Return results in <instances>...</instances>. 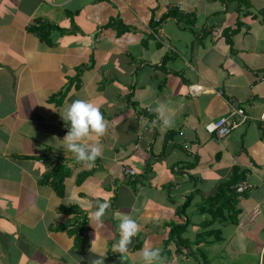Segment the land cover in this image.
Returning a JSON list of instances; mask_svg holds the SVG:
<instances>
[{
  "label": "crops",
  "instance_id": "0c3cea01",
  "mask_svg": "<svg viewBox=\"0 0 264 264\" xmlns=\"http://www.w3.org/2000/svg\"><path fill=\"white\" fill-rule=\"evenodd\" d=\"M77 99L107 122L92 166L62 142ZM263 114L264 0H0V264H143L145 246L264 264ZM234 172L237 221L212 220L201 205ZM118 213L140 226L123 258Z\"/></svg>",
  "mask_w": 264,
  "mask_h": 264
},
{
  "label": "clouds",
  "instance_id": "9594fccd",
  "mask_svg": "<svg viewBox=\"0 0 264 264\" xmlns=\"http://www.w3.org/2000/svg\"><path fill=\"white\" fill-rule=\"evenodd\" d=\"M159 118L162 121L163 126L170 127L173 124L172 117L168 114L167 106L161 104L157 108ZM61 113V112H60ZM236 114L235 112H233ZM233 114V116H234ZM239 116V123L230 122V117L226 118L231 125L230 131L237 127L240 123L245 122L250 116L243 114L245 117ZM62 119L67 120L70 124L69 130L62 140L63 146L67 148L69 152L74 154L77 161L87 163L89 166L101 156V148L99 146L88 143V137L91 133H95L97 136H102L106 131L107 122L100 107L88 100L77 99L74 100L65 110L61 113ZM231 116V117H233ZM264 117V114L261 118ZM237 191V190H236ZM240 193V192H239ZM110 203L108 201L100 202L97 208L92 213L93 218L102 223L103 217L106 211L109 209ZM119 219V239L113 245L114 250L123 258L127 255L129 245L132 243V238L135 237L140 230V226L132 216L127 214H116ZM105 255L97 258L94 264H104ZM141 258L143 264H163L161 256V248L153 246H145L141 250Z\"/></svg>",
  "mask_w": 264,
  "mask_h": 264
},
{
  "label": "trees",
  "instance_id": "16d2710c",
  "mask_svg": "<svg viewBox=\"0 0 264 264\" xmlns=\"http://www.w3.org/2000/svg\"><path fill=\"white\" fill-rule=\"evenodd\" d=\"M61 169L60 165L57 166L55 171ZM55 172H51L49 175H53ZM232 175L234 176L232 178ZM231 177L224 182L215 194L207 197L202 203L201 209L212 214V220H219V222L225 223L226 221L236 222V214L239 212L235 205L237 203V196L235 186L238 184L239 178L244 180L246 173L240 172L238 175L234 172ZM241 181V180H240ZM237 182V183H236ZM57 183L61 184V178L57 179ZM220 236V232L217 233ZM219 236H215L218 240Z\"/></svg>",
  "mask_w": 264,
  "mask_h": 264
},
{
  "label": "built area",
  "instance_id": "2783aa9c",
  "mask_svg": "<svg viewBox=\"0 0 264 264\" xmlns=\"http://www.w3.org/2000/svg\"><path fill=\"white\" fill-rule=\"evenodd\" d=\"M236 113V111H233ZM238 114H240L241 116L245 117L243 114V110H238L237 112ZM230 128L231 125L228 122V120L226 118H219L217 120H215L214 122H211L207 125V129L209 131V133H215V135L219 138L224 137L225 135H227L230 132ZM124 171L126 173H131L134 174L135 173V169H132L130 167H125ZM250 187V185L245 181H241L240 183H238V185L236 186V190L237 192H243L245 190H247Z\"/></svg>",
  "mask_w": 264,
  "mask_h": 264
}]
</instances>
